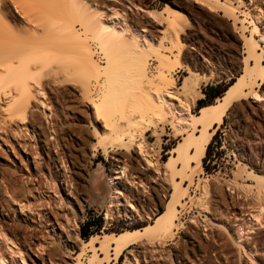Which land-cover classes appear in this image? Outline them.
Here are the masks:
<instances>
[{
	"label": "rangeland",
	"instance_id": "rangeland-1",
	"mask_svg": "<svg viewBox=\"0 0 264 264\" xmlns=\"http://www.w3.org/2000/svg\"><path fill=\"white\" fill-rule=\"evenodd\" d=\"M106 1L104 0L105 6L110 4ZM122 1L124 5L132 7L134 5V12L127 10L131 14L128 17V22L130 21L128 25L130 24L131 27H135L134 24L137 22L138 27L152 24L153 22L151 23L146 15L147 11L160 13V25L154 24L155 28L147 27L152 31L154 39L156 38V45L161 46L158 50L160 57L157 58L156 54L152 53L149 58L148 72L154 83H157V76L162 70L173 81L176 97L187 105L194 103L190 105L195 116L200 115L201 106H213L214 109H217L216 112L221 110L218 114L223 113L220 122L217 121L207 132H204L202 125L198 126L196 130L181 128L178 132L174 123L177 122L176 119H168L163 123V121L150 122V119L146 118L140 123L139 128L132 127L133 129H131L129 122L133 125L139 124L142 120L140 114L133 110L134 112L126 117L122 114V110H125L128 105L136 108L141 90L133 88L131 91H127L126 102L129 103L121 102L123 109L114 105V111L109 107L97 110L95 100H98L97 96H103L101 89L98 88L100 86L90 85L91 91L87 90L85 86L81 87V84L77 83H81L85 79L80 72L76 71L69 78L65 75L56 76V79L58 78L57 85L43 87L41 103L34 102L31 106L27 116L28 122L23 123L20 120L23 118L21 116L10 117L6 110V104L0 102L2 110L0 121L3 123L1 127H4V131L0 132V139L2 140V136L4 137V143L3 140H0V168L10 171L21 165L22 157L25 154L16 153L17 150L22 152L21 146H18L19 142L32 144L36 148L42 167L39 178L42 183L43 179L48 178L46 181L50 183L44 182V186H47L45 188L41 183V188L46 191L42 194L44 198L37 195L40 198L37 199L39 202L33 198L31 201H37V205L44 206L43 202H46L47 198V202H52L51 204L55 201L66 206L65 210L70 214L68 216L70 217L71 233L73 232L75 238H78L79 247L85 253L79 257V264H128V262L132 264L134 259L131 254L135 255L137 244L144 241H149L154 248L156 245L158 246L159 249L156 248V250H158V256L161 251L159 257H161L162 264L163 261L164 264H181V261L176 259L178 254L185 261L186 259L194 261L201 255H206L210 250L207 245L211 242L210 239L201 234L202 239L205 238L201 241L204 246L194 234L200 233L199 230L204 228V223L207 224L209 213L215 210L216 205L221 208H228L229 205V208L234 206L239 208L240 211L236 212L240 213L241 210H244L241 206L238 207L243 201L241 198L243 195L238 192L240 191L238 188V191L235 190L236 186L239 187L242 184L241 188L242 186H249V188L252 186L250 188L252 189L256 185L255 178L259 177L260 181L264 180V101L253 99L254 93L264 99V42L259 39V34H264V0ZM137 8L138 10H136ZM142 11L143 13H141ZM175 12L177 13L176 18L174 17ZM255 17H258V20ZM171 20L174 21V25L170 24ZM76 26L84 37L90 38V44L95 51H98L95 41L91 38V32L86 34L79 23ZM175 29H177L179 37V45L176 46L172 43ZM117 57L124 58H121L122 60L117 66L119 68L127 67L129 58L127 60L121 53ZM102 58L103 56L99 55L97 60L103 66L107 60ZM194 58L197 60H193ZM163 62L166 65H163ZM48 73L45 71L43 74V79L46 82L51 78ZM61 80H67L69 84H63L64 82L62 83ZM216 84H220L221 94L213 97L203 93L209 86ZM9 90L13 95L17 94L15 86L11 85ZM113 90L120 99L125 92V90L121 91L118 86H113ZM215 111H213L214 114ZM216 114L212 116L216 117ZM30 118L31 125H29ZM26 126H28L27 129ZM17 130L23 135H17L19 133ZM26 130L28 133L25 132ZM116 130L117 133H115ZM43 134L52 146L50 150L46 149L42 143ZM129 134L134 141H130ZM204 134L211 136L206 148L211 143L210 148L215 153L212 155V159L214 161L219 159L217 167L210 171L204 169L205 152L198 155L194 148H190L185 161L179 159L178 155L179 148L184 147L187 150L188 139L193 136L201 138ZM116 136L121 137L120 144L116 143ZM141 138L152 163L147 167L148 169L142 157L134 149V144L142 141ZM11 146L15 147V151H11ZM209 161L210 159L206 163ZM54 163L59 166L57 169L59 172L54 168ZM170 164H174L173 170L169 168ZM118 166L125 167L126 177L128 176L126 181L128 179L127 182L130 184H126L124 180L121 181L123 182L122 187H119L112 182L114 173L119 170ZM154 167L163 174H154ZM23 171L21 169L18 178L20 174H25V178L27 177L26 171ZM62 174L69 183L70 195L69 192L61 190V187L64 186L59 181ZM253 176L254 178H252ZM50 177H53L55 182L51 183ZM234 182L240 185H233ZM47 184H52V186ZM240 187L239 189H241ZM256 188L254 187L252 190ZM216 190V194H213ZM220 190L222 193L224 192L225 196L221 195ZM118 191L122 192L119 195L122 204L130 203L135 210L124 212L121 206L118 207L119 210L117 207L109 208L114 204L112 198ZM234 193H238V195ZM179 194L181 195L179 196ZM48 198L52 201H49ZM223 198L228 199V202L224 204L226 200ZM216 199H220V203L219 200L216 202ZM221 203H223L222 206ZM204 207H210V209H204ZM47 208L44 207V209ZM108 209L112 210L110 219H107ZM206 215L207 221L204 217ZM14 220L18 221L17 218ZM14 220L5 224L6 228H10L7 230L8 233L11 231L10 237L15 232L12 225L15 223ZM163 220H166L168 225H173V231L168 235H157V239L155 236L159 231L161 232V229H157L156 226L159 221ZM240 222L238 220L231 228L234 237L239 234L238 244L261 229V227H256L257 229L249 230L252 229L250 218H247L244 223L240 224ZM27 230H25L26 236L30 239L27 242L36 243L35 236L29 234L31 232ZM86 230L91 234L83 236V231ZM205 231L207 232V229ZM21 232L23 231L14 235L23 242L27 237H24L25 232ZM42 232L41 236H44L47 245L57 238L56 236L55 238L51 237L53 231L50 226ZM28 235L30 237L32 235L34 238H30ZM93 237L97 238V243L94 245L95 247L91 248L89 242ZM232 241H228L230 247L228 249H230L231 255L237 256L241 249L236 248L237 244L234 242L232 244L236 246H231ZM125 244L128 247L124 246ZM118 246H123L119 255L117 254ZM47 249L45 248V250ZM50 249L52 256L54 253V257L57 256L60 261H64L66 264H76L72 259H76L81 252L79 250L78 253L72 255L71 249L64 246L62 242L59 243V240L51 244ZM184 252H187V255ZM44 254L38 252L35 254L36 257L30 255V260H33L28 263L50 264L47 260L44 263L39 260L40 257L46 258V254ZM259 254L253 253L254 260L250 262L248 261L250 258L244 253L241 264H264V256ZM209 255L211 257L209 256L208 259L215 262V255L213 253H209ZM86 256L88 257L86 258ZM155 256L157 255L155 254ZM162 259L164 260L162 261ZM138 260L139 264L141 261L144 264L143 258L139 257ZM215 263L217 264V262Z\"/></svg>",
	"mask_w": 264,
	"mask_h": 264
},
{
	"label": "bare ground",
	"instance_id": "bare-ground-1",
	"mask_svg": "<svg viewBox=\"0 0 264 264\" xmlns=\"http://www.w3.org/2000/svg\"><path fill=\"white\" fill-rule=\"evenodd\" d=\"M106 2L110 4L105 6L104 0H0V102L6 104V110L9 112V116H21L23 118L20 120H22L23 123L26 122L28 119L27 116L29 110L34 102L41 103L40 101L43 98V87L57 85L58 78L56 79V76L65 75L67 78H69L76 71H78L85 79V81H83L85 82L84 84L83 82L77 83L81 84V87L85 86L87 90L89 89V91H91V88H89L90 85H95L97 87L100 86L98 88L101 89L103 96H97L98 100H95L97 102L95 104L97 105V110H102L103 108L109 107L110 110L112 109V111H114V105L120 106L121 109H123L121 102H124L125 104L129 103L126 102L128 98L127 91H131L133 88H139L141 90L140 94L138 95L139 102L136 105V108L128 105L125 110H122V114L126 117H129L130 114H132V112L135 110L138 111V114H140L142 120L139 122V124L133 125L131 122H129L131 129L134 127L139 128L138 126L140 123H142L146 118L150 119V122L163 121V123L164 121L173 118L177 120V122L174 123L175 127L178 129V132L181 128H185L186 130H196L200 125L203 126L204 132L211 130L217 121L220 122L222 118L221 115L223 113L218 114V112L221 110L216 112V108L214 109L213 106H208L204 107L200 111L199 116H195L192 113L191 107V105L194 103L187 105L178 97H176L175 87L173 81L169 79V75H167L165 72H162L161 70L160 75L157 74V83H154V80L151 78L152 76L150 77L149 75V58L151 57L152 53L156 54V57L159 58L160 52L158 50L161 47L159 44L156 45V38L154 39L152 31L149 30V28H155L153 26L154 24L160 25V13L155 11H147L146 15H148V20L153 23L149 24L148 26L140 25L141 27H138V22L136 23L138 26L133 23L136 27L135 28L134 26H129L130 24L128 25L130 22H128V17L130 14L128 11L131 10L134 12V5L133 7L131 5H124L122 0H107ZM136 10H138V8ZM141 13H143V11ZM176 14L177 13L175 12V18L177 17ZM132 19L133 18L131 17V20ZM255 19L258 20V17H255ZM77 23L81 25L86 34L87 32H91V38L95 41L98 51H95L94 47L90 44V38L84 37V35H82L76 26ZM170 24L174 25V21L171 20ZM170 38L171 35L169 39ZM259 39L264 42V34H259ZM172 43L174 46L179 45L177 29L174 30L172 35ZM119 53H121V55H125L126 59L129 58L130 61H127V67L124 66L119 68V66H117V64L120 63L122 59H124L123 57H121L122 59L117 57ZM99 55L103 56L102 59L107 60L103 66L100 64L99 60H97ZM193 60L197 59L194 58ZM162 64L166 65L165 62ZM201 65L203 66L202 63ZM45 71H48V76L51 77L50 80H47V82L43 79V74ZM61 81L62 83L64 82L63 84H69L67 80ZM11 85L16 87V95H13V93L9 90ZM113 86L120 87L121 91L125 90L124 95L122 94L121 96L122 101L117 97L115 90H113ZM89 99L91 100V98ZM253 99L255 101L261 99V101H264V99L256 93L253 94ZM92 100H94V98ZM1 111L2 110L0 109V112ZM213 111H215L220 116L218 117L216 113V117L212 116L215 115ZM31 123L32 121L30 118L29 125H31ZM1 124L3 125V123L0 121V132H3L4 127L2 128ZM27 128L28 126H26V129ZM19 130L17 131L19 132ZM25 132L28 133V130ZM117 132L118 131L116 130L115 133ZM21 134L22 133L19 132L17 135ZM43 137L44 139L42 140V143L44 144V147L50 150L52 147L51 144L48 143L44 134ZM210 137L211 136L204 134L201 138H196L193 136L192 138L188 139L186 142L188 145L187 150H185L184 147L178 149L179 159L184 161L187 160V152L190 148H194L195 153L198 155L200 153H204L206 144L208 143ZM3 138L4 137L2 136V140ZM141 140L142 141L138 143L136 142L134 144V149L142 157V160H144L146 163L147 168L152 165V163L149 154L145 151L143 139L141 138ZM121 141V137L116 136V143L120 144ZM130 141H134L132 140L131 135ZM18 146H21L22 152L17 150L16 153L22 155L23 153L25 154V156L22 157L23 161H21V165L17 166L15 169H9L10 171H4V169L0 168V264H29L28 261L33 260H30V255L36 257L35 254L38 252L46 254V258H38L42 263L47 260L50 264H64L65 262L63 261V263L60 261V258L57 256L54 257V253L53 256L50 253V250L52 249H50V245L54 244L57 240H59V243L62 242L64 246L69 247V249H71L72 255L78 253L77 251L79 250L81 251L76 259H72L77 264L80 262L79 257L85 253H83L79 247L80 242L77 241L78 238H75V235L72 234L73 232L71 233L72 229L70 230L69 227V225H71L69 224L70 217L68 216L70 214H68V212L65 210L66 206L64 207L62 203L59 204L54 201V203L51 204L52 202H47V198L46 200L44 199L47 202H43L44 206H42V204L37 205V199L44 198L42 194L45 190H43L41 186L43 185L44 188L47 187L44 186V182H47L46 180L48 178L43 179V183L39 178L42 167L36 148H34L32 144H23V142H19ZM11 149V151H15V147L11 146ZM54 161L56 160L54 159ZM53 165L56 170L59 169L57 163H54ZM117 168L119 170L114 173L112 182L119 185V187H122L123 182L121 181H126L128 176L126 177L125 167L118 166ZM169 168L173 170L174 164H170ZM21 169L26 171V178L25 174H20V179L18 178V174ZM57 171L59 172V170ZM154 171V174L160 173L155 167ZM160 174L162 175L163 173ZM50 178L51 180L49 181L52 183L54 179L53 177ZM252 178H254V176ZM259 179V177L258 179L255 178L256 185L254 187L256 188L258 184L257 188L255 189L256 191L252 190L254 187L250 189L252 186H250V188L249 186H246L249 188L247 189L243 186L241 188L240 186L242 184L240 185L236 182L232 183L233 185H240L238 186L241 189H239L237 186L236 188L234 186L232 187L235 188V190L238 188L240 191H237L243 195V197H241L243 198V201L241 202L239 199V202L241 203L238 207L241 206L244 208V210H241L240 213H237L236 211L239 210V208L237 209L234 206L229 208V205L228 208H221L217 207L216 205L214 208L215 210H213L212 213H209L210 216L208 218L207 224L206 222L204 223V228L202 227L203 229H201V227H199L201 229L199 230L200 233H194L195 237L200 240V243H202L201 241L205 239H202L201 234L205 235L207 239H210L211 242H207V245H209L208 248L210 250L207 251L206 255L203 254V256L201 255L199 259H195L194 261H187V259L185 261V259H183L181 255L178 254L176 255L177 261H181V264H216L215 262H217V264H241V258L244 253L250 258L248 260L250 262L254 260L253 253L255 252L260 253L261 255L263 254L264 256V180L260 181ZM59 181L62 183V186H65L61 187V190L66 193L69 192L70 195V186L63 174L60 175ZM127 181L125 182L126 184L129 183ZM47 185L49 186L50 184ZM50 186H52V184ZM216 192L217 190L213 194H216ZM120 194H122L121 191L115 193L112 198V203L114 204H112L109 208L117 207L118 209V207L121 206L123 207L124 212H131L133 209L135 210L134 206L130 203H127L126 205L122 204L121 198L119 196ZM223 194L224 192L221 195L223 196ZM180 195L181 194H179V196ZM235 195H238V193ZM230 197L229 199L231 201V198L233 197ZM31 198L37 200L35 201L36 204L35 202L31 201ZM48 200L52 201L50 198H48ZM218 200L220 203V199ZM218 200L216 199V202ZM227 200L226 202L224 201V204L228 202ZM233 200L236 201L234 198ZM14 204L18 207L15 208ZM210 204L212 205V202ZM222 205L223 203H221V206ZM44 207H48L49 209H44ZM205 208L210 209V207H204V209ZM111 214L112 210L108 209L107 219H110L109 217ZM204 217L207 221V215ZM13 218H17L18 221L16 222ZM247 218H250L251 220L252 229L249 230H253L256 227H261V229L255 232L254 235H249L250 237H246L244 241L238 244L237 239L239 238V234H237V237H234V235L231 233V230L233 231L231 228L237 223L238 220L244 223ZM12 220L15 221V223L12 224L15 231L14 234L18 235V232H25V230L28 229L31 232L29 234L35 236L34 238L31 235L36 243L29 242V244L27 242V240L30 239H28L26 236V232L24 237H27V239L21 237L22 239L24 238L23 242L22 240L19 241V239H17L18 237L16 238V235L14 234L13 236L11 235L13 238L10 237L9 233L11 231L9 233L7 231L10 228H6L5 224L12 222ZM200 221L202 220L200 219ZM48 226H50L53 231V235H51V237L55 238L56 236L57 238L54 239L53 242H49L47 245V242L45 241L46 239H44V236H41V234H43L42 231H45ZM240 227H242V225ZM156 228L161 229V232L159 231V233L156 234V238L157 235H168L173 231V225H168L166 220L159 221ZM205 229H207V232ZM28 236L30 237V235ZM227 239L228 241L233 240L231 242V246H236L235 244H232L233 242L237 244L236 248L239 247V249H241L240 254L238 252L237 256H233L234 254L231 255L230 249H228L230 247L228 246ZM50 240L52 239L50 238ZM96 240L97 238L93 237L89 242V244L92 246L91 248L95 247L94 245L97 243ZM137 245V248L135 247V255H133V253L131 254L134 259L133 263L136 261L137 263H135L139 264L138 259L140 257L143 258L144 264H162L160 262L161 257H159L161 251L159 252L158 256V250H156V248H159L157 245L156 248H154L149 241H144ZM124 246L128 247L126 244ZM45 248L48 249L45 250ZM122 250L123 246H118L117 254L119 255ZM184 253L187 255V252ZM209 253H213V255H215V262L208 259L211 257ZM155 254L157 256H155ZM87 257L88 256H86V258ZM163 260L164 259H162V261ZM129 263L131 264V262H128V264Z\"/></svg>",
	"mask_w": 264,
	"mask_h": 264
},
{
	"label": "trees",
	"instance_id": "trees-1",
	"mask_svg": "<svg viewBox=\"0 0 264 264\" xmlns=\"http://www.w3.org/2000/svg\"><path fill=\"white\" fill-rule=\"evenodd\" d=\"M226 92V91H225ZM203 93L206 95V96H213V97H216V96H218L219 94H221L222 93V90H221V88H220V84H216V85H211V86H209L206 90H204L203 91ZM223 96V95H222ZM221 96V97H222ZM204 107H208V105H203V106H201L200 108H204ZM201 109V110H202ZM210 144L211 143H209L208 144V146H207V148H206V151H205V156H204V164H205V166H204V169L206 170V171H210V170H213V169H215L216 167H217V161L219 160V159H217V160H213L212 159V155H214L215 153H214V151L213 150H211V148H210ZM210 159V161H209V163H206L207 162V160H209ZM91 233H89L87 230L86 231H83V236H85V235H90Z\"/></svg>",
	"mask_w": 264,
	"mask_h": 264
}]
</instances>
